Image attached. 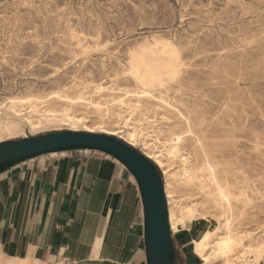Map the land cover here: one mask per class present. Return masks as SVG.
<instances>
[{
    "label": "rangeland",
    "instance_id": "rangeland-1",
    "mask_svg": "<svg viewBox=\"0 0 264 264\" xmlns=\"http://www.w3.org/2000/svg\"><path fill=\"white\" fill-rule=\"evenodd\" d=\"M14 118L1 141L88 131L158 156L171 235L230 230L211 258L264 264V0H0Z\"/></svg>",
    "mask_w": 264,
    "mask_h": 264
},
{
    "label": "crops",
    "instance_id": "crops-1",
    "mask_svg": "<svg viewBox=\"0 0 264 264\" xmlns=\"http://www.w3.org/2000/svg\"><path fill=\"white\" fill-rule=\"evenodd\" d=\"M171 238L172 264L224 261L198 257L189 231ZM64 258L75 264H146L136 181L104 152H53L0 169V263Z\"/></svg>",
    "mask_w": 264,
    "mask_h": 264
},
{
    "label": "water",
    "instance_id": "water-1",
    "mask_svg": "<svg viewBox=\"0 0 264 264\" xmlns=\"http://www.w3.org/2000/svg\"><path fill=\"white\" fill-rule=\"evenodd\" d=\"M92 149L121 162L134 177L143 209L146 264H172L174 247L162 177L153 160L106 133L60 130L0 141V169L53 152Z\"/></svg>",
    "mask_w": 264,
    "mask_h": 264
},
{
    "label": "bare ground",
    "instance_id": "bare-ground-1",
    "mask_svg": "<svg viewBox=\"0 0 264 264\" xmlns=\"http://www.w3.org/2000/svg\"><path fill=\"white\" fill-rule=\"evenodd\" d=\"M20 101H25V100H20ZM11 103H15L14 100H11ZM13 107H14V105H12L10 108H13ZM72 119H73V117H72ZM18 120H19V118H14V119L5 120L2 123L0 122V131H3L8 135H13L17 132H20L21 128L18 124ZM26 121H28V123L32 127L36 126L35 124L33 126V122L31 120L27 119ZM70 121L72 122V120H70ZM38 122H40V121H38ZM107 132H109V131H107ZM0 135H1V132H0ZM0 140H1V136H0ZM148 157L149 158L152 157L154 159V161L156 163H158L159 165L162 164L160 162V160L158 159V156L149 155ZM190 173H192V172H190ZM187 174H189V172H187ZM164 193H165V191H164ZM220 193H221V191H220ZM172 215H171V213L169 215V210H168V218H169L170 228H171V230H175L176 225H175V222H174ZM227 229H229V227ZM212 231H213V229H211V228L201 227L200 229H198L197 234L195 235V238L192 240L193 241L192 243L194 245V251L200 258H202L203 260L206 261L212 256L213 257H224V256H227L230 252L237 250L236 246L240 243V240L238 238H236L235 236H233L230 233V230H228V232L225 231L226 233L224 235L218 236L217 240L214 243L210 242ZM0 264H2V263H0ZM221 264H235V263L231 262L229 259L226 258L223 261V263H221Z\"/></svg>",
    "mask_w": 264,
    "mask_h": 264
},
{
    "label": "built area",
    "instance_id": "built-area-1",
    "mask_svg": "<svg viewBox=\"0 0 264 264\" xmlns=\"http://www.w3.org/2000/svg\"><path fill=\"white\" fill-rule=\"evenodd\" d=\"M49 264H75L73 261L69 260V259H60V260H56L52 263Z\"/></svg>",
    "mask_w": 264,
    "mask_h": 264
},
{
    "label": "trees",
    "instance_id": "trees-1",
    "mask_svg": "<svg viewBox=\"0 0 264 264\" xmlns=\"http://www.w3.org/2000/svg\"><path fill=\"white\" fill-rule=\"evenodd\" d=\"M156 166V165H155ZM157 167V166H156ZM158 169V168H157ZM158 171H159V169H158ZM160 173V172H159ZM161 175V174H160Z\"/></svg>",
    "mask_w": 264,
    "mask_h": 264
}]
</instances>
